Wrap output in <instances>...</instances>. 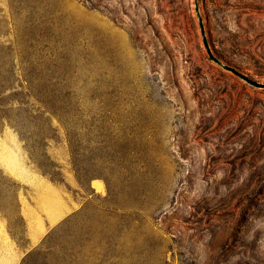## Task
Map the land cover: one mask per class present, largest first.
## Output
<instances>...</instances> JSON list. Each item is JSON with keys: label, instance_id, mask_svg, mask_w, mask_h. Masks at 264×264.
I'll return each mask as SVG.
<instances>
[{"label": "rangeland", "instance_id": "1", "mask_svg": "<svg viewBox=\"0 0 264 264\" xmlns=\"http://www.w3.org/2000/svg\"><path fill=\"white\" fill-rule=\"evenodd\" d=\"M194 2L0 0V264H264V0Z\"/></svg>", "mask_w": 264, "mask_h": 264}, {"label": "crops", "instance_id": "2", "mask_svg": "<svg viewBox=\"0 0 264 264\" xmlns=\"http://www.w3.org/2000/svg\"><path fill=\"white\" fill-rule=\"evenodd\" d=\"M25 177L30 179V176L28 174L25 175ZM33 184L37 185L36 189H37L38 193H40L41 190L45 189V188L48 190H52L54 192H58V193L60 192L59 187L48 183L46 179H44L42 176H40L38 174L35 175Z\"/></svg>", "mask_w": 264, "mask_h": 264}, {"label": "water", "instance_id": "3", "mask_svg": "<svg viewBox=\"0 0 264 264\" xmlns=\"http://www.w3.org/2000/svg\"><path fill=\"white\" fill-rule=\"evenodd\" d=\"M194 9H195V13L197 15V18H198V23H199V26L201 28V31L203 30V25H202V18L200 16V13H199V8H198V2L197 0H195L194 2ZM212 58V57H211ZM213 59V58H212ZM233 71H235L238 75H240L241 77H243L238 71H236L235 69H233ZM246 81L250 82L251 84L255 85V86H261L260 83L256 82V81H252V80H249V79H246Z\"/></svg>", "mask_w": 264, "mask_h": 264}, {"label": "bare ground", "instance_id": "4", "mask_svg": "<svg viewBox=\"0 0 264 264\" xmlns=\"http://www.w3.org/2000/svg\"><path fill=\"white\" fill-rule=\"evenodd\" d=\"M97 184V183H96ZM50 213V212H49Z\"/></svg>", "mask_w": 264, "mask_h": 264}]
</instances>
